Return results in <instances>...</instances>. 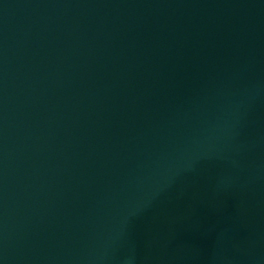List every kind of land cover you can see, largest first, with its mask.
I'll return each mask as SVG.
<instances>
[{
	"label": "water",
	"instance_id": "obj_1",
	"mask_svg": "<svg viewBox=\"0 0 264 264\" xmlns=\"http://www.w3.org/2000/svg\"><path fill=\"white\" fill-rule=\"evenodd\" d=\"M0 264H264V0H0Z\"/></svg>",
	"mask_w": 264,
	"mask_h": 264
}]
</instances>
